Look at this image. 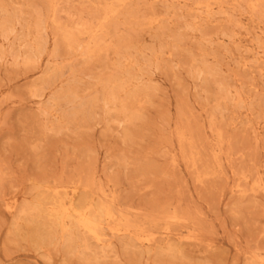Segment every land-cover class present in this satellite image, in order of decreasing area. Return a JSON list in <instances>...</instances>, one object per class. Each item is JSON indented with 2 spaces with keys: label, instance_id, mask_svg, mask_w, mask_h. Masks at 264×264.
I'll use <instances>...</instances> for the list:
<instances>
[{
  "label": "rangeland",
  "instance_id": "374dc122",
  "mask_svg": "<svg viewBox=\"0 0 264 264\" xmlns=\"http://www.w3.org/2000/svg\"><path fill=\"white\" fill-rule=\"evenodd\" d=\"M0 264H264V0H0Z\"/></svg>",
  "mask_w": 264,
  "mask_h": 264
}]
</instances>
